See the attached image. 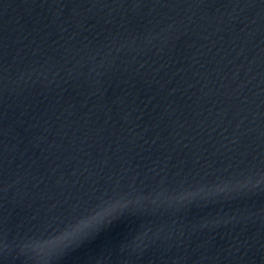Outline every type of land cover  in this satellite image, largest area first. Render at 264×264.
I'll return each mask as SVG.
<instances>
[{
	"label": "water",
	"instance_id": "water-1",
	"mask_svg": "<svg viewBox=\"0 0 264 264\" xmlns=\"http://www.w3.org/2000/svg\"><path fill=\"white\" fill-rule=\"evenodd\" d=\"M0 264H264V0H0Z\"/></svg>",
	"mask_w": 264,
	"mask_h": 264
}]
</instances>
